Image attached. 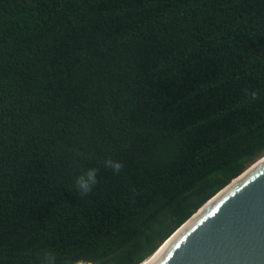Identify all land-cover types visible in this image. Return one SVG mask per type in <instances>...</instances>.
<instances>
[{
    "label": "trees",
    "instance_id": "obj_1",
    "mask_svg": "<svg viewBox=\"0 0 264 264\" xmlns=\"http://www.w3.org/2000/svg\"><path fill=\"white\" fill-rule=\"evenodd\" d=\"M263 158L264 0H0V264H143Z\"/></svg>",
    "mask_w": 264,
    "mask_h": 264
},
{
    "label": "water",
    "instance_id": "obj_2",
    "mask_svg": "<svg viewBox=\"0 0 264 264\" xmlns=\"http://www.w3.org/2000/svg\"><path fill=\"white\" fill-rule=\"evenodd\" d=\"M143 264H264V158L207 202Z\"/></svg>",
    "mask_w": 264,
    "mask_h": 264
},
{
    "label": "clouds",
    "instance_id": "obj_3",
    "mask_svg": "<svg viewBox=\"0 0 264 264\" xmlns=\"http://www.w3.org/2000/svg\"><path fill=\"white\" fill-rule=\"evenodd\" d=\"M103 166L105 168H110L115 173H119L123 168V164L121 162L111 158L106 159L103 162ZM98 171L99 170L97 168H88L76 177L75 186L82 196H87L90 192H92L93 188L98 183ZM43 264H57L56 256L52 253H45L43 257ZM75 264H97V262L78 260Z\"/></svg>",
    "mask_w": 264,
    "mask_h": 264
},
{
    "label": "rangeland",
    "instance_id": "obj_4",
    "mask_svg": "<svg viewBox=\"0 0 264 264\" xmlns=\"http://www.w3.org/2000/svg\"><path fill=\"white\" fill-rule=\"evenodd\" d=\"M262 160V159H261Z\"/></svg>",
    "mask_w": 264,
    "mask_h": 264
}]
</instances>
